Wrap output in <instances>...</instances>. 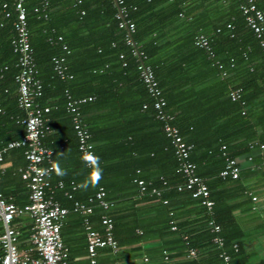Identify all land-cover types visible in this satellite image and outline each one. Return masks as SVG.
Listing matches in <instances>:
<instances>
[{"label": "trees", "instance_id": "16d2710c", "mask_svg": "<svg viewBox=\"0 0 264 264\" xmlns=\"http://www.w3.org/2000/svg\"><path fill=\"white\" fill-rule=\"evenodd\" d=\"M43 2L48 3L46 19L34 12ZM122 2L125 19L134 25L131 34L134 47L126 45V31L118 28V9L112 1L25 0L29 41L37 78L42 85L38 103L51 109L48 114L51 133L44 139V145L53 150V162L59 161L61 165L70 156L77 162L80 170L77 177L70 172L67 177L58 178L65 182L67 190L70 181L80 185L90 169L85 167L77 150L64 91L68 90L74 99L92 97L93 101L79 106V112L91 135L93 152L100 157L103 178L96 187L74 192L73 199L84 201L101 187L113 208L114 202L127 191L139 192L135 181L151 183L163 190L162 196L156 198L143 193L142 200L157 201L164 206V214L170 212L167 231L174 225L171 218L174 201L189 199L201 208L205 216L202 222L205 244L196 248L186 234V241H183L186 250L197 252L207 246L211 249L208 252L211 257L221 260L219 254L224 252L231 260L238 253V245L220 233L217 236L222 239V245L212 241L215 234L208 222L216 225L219 222L207 218V213L212 215L215 208L211 195L209 200L213 206L208 210L199 199H193L189 191H177L184 178L178 172L174 150L163 133L162 124L155 118L153 100L139 78V60L133 52L137 50L152 69L166 102L165 111L174 116L173 125L184 142L193 146L189 161L195 166L196 175L203 182L206 177H213L216 183L231 179L220 176L226 160H235L260 146L264 148V52L239 10L242 0ZM257 7L264 10V0L258 1ZM6 13L10 14L9 18H5ZM14 20L12 0H0L2 146L24 136L19 122L25 112L17 106L14 82L18 56L10 44L15 35ZM227 25L233 29H227ZM199 36L209 41L212 56L195 46ZM57 37L62 38L60 44L68 47V55L61 51L59 44L50 43ZM57 56H65L66 73L72 76L71 80L62 81L55 75L51 59ZM236 89L241 90V99L233 102L229 94ZM144 105L147 108L143 110ZM24 150L11 151L25 160ZM205 182L208 190L213 188ZM4 197L8 199L7 195ZM67 202L62 205L70 207L71 201ZM94 210L98 217L102 215L100 209ZM109 213L114 232L119 218ZM114 238L118 242L115 234ZM166 253L167 249L163 257L169 260ZM168 260L163 264H168ZM195 262L199 261L194 260L193 264Z\"/></svg>", "mask_w": 264, "mask_h": 264}, {"label": "built area", "instance_id": "2783aa9c", "mask_svg": "<svg viewBox=\"0 0 264 264\" xmlns=\"http://www.w3.org/2000/svg\"><path fill=\"white\" fill-rule=\"evenodd\" d=\"M80 3V0H76ZM112 1L118 11L116 19L118 28L126 31V45L134 47L131 34L134 32V25L125 19V10L122 0ZM260 0H242L239 10L244 18L248 29L252 31L259 42V47L264 52V10L257 7ZM25 0H12L15 20L12 23L14 37L11 40L13 53L17 58L16 67L18 73L14 78L17 85V106L25 112V116L20 120L23 126L24 136L21 140L8 142L0 147V168L4 163L6 152L24 148L25 167L20 168L19 174L21 180L28 185V201L26 204L18 205L6 199L0 194V264H69L68 249L63 244L61 238V227L69 212L78 214L82 218V226L86 233V250L89 258V264H96L97 251L100 249H109L116 253L119 250L118 242L113 234V221L108 216L112 203L106 198V192L99 187L92 195L84 201H75L73 193L79 189L75 182L69 183L67 190L62 181L52 183L53 172L49 171L47 175H41L40 169H51L53 163V150L44 145V139L51 133L48 125V114L50 107L41 106L38 99L42 96V85L37 78V71L34 62L33 50L30 46V33L27 24V12L24 6ZM47 2H43L40 7L34 9L35 13L47 18ZM10 14L6 13L5 18ZM227 29L232 30L231 25ZM61 37L55 41L50 40L52 45L59 44L61 51L69 54L68 47L60 44ZM195 46L204 49L212 56L209 41L199 36L194 42ZM133 54L138 57L137 70L139 78L143 83L148 95L152 98V107L155 111V118L162 124V130L165 137L173 147L174 156L178 163V172L183 176L184 182L177 187V191L185 189L191 193L193 199H199L200 204L211 210L213 203L209 200V190L202 179L195 173V166L189 161V154L193 146L184 142L178 129L173 125L174 116L165 111L166 102L162 97L158 82L155 79L152 69L147 66L141 54L134 51ZM122 58V56H120ZM65 56H57L51 59L52 69L55 75L62 81L71 80L72 76L67 74ZM218 68L222 70L219 65ZM225 76V73H222ZM66 111L72 118V127L77 140V150L82 157L84 150L93 151L91 135L80 118L79 106L93 101L92 97L74 99L68 92L64 91ZM231 101L235 102L241 99V90H232L229 94ZM243 104V103H242ZM143 110L147 108L144 105ZM1 113V110H0ZM243 115V114H242ZM263 149V146H260ZM224 149V147H223ZM86 168H88L85 165ZM222 178L238 177V168L235 160H226V165L222 172ZM140 194L146 193L150 196L159 198L162 196V189L152 186L142 180L135 181ZM166 185L165 182L162 183ZM149 190V191H148ZM61 192L63 196L72 202L70 209L63 207L57 200L56 194ZM166 204V201H163ZM101 210L102 215L99 218L101 231L93 227L91 220L94 209ZM28 216L33 222L32 234L29 239V248L21 251L18 249L17 232L13 227L16 218ZM215 237L212 239L214 244L222 245V239L217 236L220 233V227L213 221L208 222ZM171 230H176L172 224ZM234 251L237 246H233ZM187 258L196 260L197 252L195 249H189ZM219 258L228 263L230 256L224 252L219 254ZM167 260V258H165ZM195 264H200L195 262Z\"/></svg>", "mask_w": 264, "mask_h": 264}, {"label": "crops", "instance_id": "0c3cea01", "mask_svg": "<svg viewBox=\"0 0 264 264\" xmlns=\"http://www.w3.org/2000/svg\"><path fill=\"white\" fill-rule=\"evenodd\" d=\"M235 162L238 168L236 179L216 183L213 177L203 178L213 187L209 192L216 211L215 215L214 211L212 215L207 213V218L219 222L221 236L238 245V253L228 264H264V148L258 147L251 153L237 157ZM25 164L23 158L10 150L6 152L0 168V194L7 195L9 201L18 205L28 201V185L21 180L18 171ZM61 167L66 171V177L70 172H73V177L80 173L79 165L71 156ZM57 181L62 180L52 174V183ZM79 190L80 187L76 191ZM123 196L114 202V207L110 210L111 214H116L119 218L113 232L118 239L119 250L116 253L109 249L98 250L96 264H163L166 261L165 256L163 257L166 249V254L170 256L168 264H193L194 260L186 257L188 250L183 241H186L185 236L188 235L196 248L205 244L206 237L202 233L205 230L202 223L205 216L199 206L190 203L189 199L174 201L171 218L177 231H167L170 212L164 214L163 205L160 206L157 201H143L142 195L137 191L134 193L129 190ZM56 200L61 205L68 203L61 192L56 194ZM92 218L94 229L101 231L100 217L95 210ZM13 227L17 232L18 249H28L32 220L28 216L16 218ZM1 228L0 224V230ZM61 238L68 249L69 264H89L86 233L80 215L68 213L61 227ZM210 250L207 246L198 250L196 260L202 264H227L211 257L208 254Z\"/></svg>", "mask_w": 264, "mask_h": 264}, {"label": "clouds", "instance_id": "9594fccd", "mask_svg": "<svg viewBox=\"0 0 264 264\" xmlns=\"http://www.w3.org/2000/svg\"><path fill=\"white\" fill-rule=\"evenodd\" d=\"M63 152H61L62 154ZM83 163L90 169L88 177L78 186L81 189L88 187H96L103 178V169L100 165V157L91 150H84L81 157ZM49 171L54 172L57 176L66 175V171L61 167L59 161H55L51 165V169H40L41 175L49 174Z\"/></svg>", "mask_w": 264, "mask_h": 264}]
</instances>
